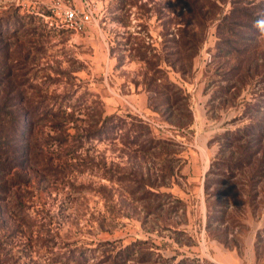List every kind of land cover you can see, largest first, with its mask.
I'll use <instances>...</instances> for the list:
<instances>
[{"label": "rangeland", "instance_id": "obj_1", "mask_svg": "<svg viewBox=\"0 0 264 264\" xmlns=\"http://www.w3.org/2000/svg\"><path fill=\"white\" fill-rule=\"evenodd\" d=\"M55 1L0 0L23 91L70 113L37 125L51 167L2 204L0 264H264V0H88L82 32Z\"/></svg>", "mask_w": 264, "mask_h": 264}, {"label": "trees", "instance_id": "obj_2", "mask_svg": "<svg viewBox=\"0 0 264 264\" xmlns=\"http://www.w3.org/2000/svg\"><path fill=\"white\" fill-rule=\"evenodd\" d=\"M186 6H188L186 4ZM14 25V32L19 28ZM189 32V31H188ZM2 31L0 32V50L4 55L0 58V208L7 201L9 196L21 184L28 183L29 174H36L39 171L50 169L51 157L43 150L42 143L46 137H43L36 128L37 125L44 121H48L50 128L61 127L67 121L66 112L62 109H53L45 104L46 96H40L34 91L33 84L29 83L32 92L25 93L23 87L22 69L27 65L28 55H21L22 45L16 47L15 53L19 56H11L12 51L8 49V45L2 43ZM187 32L180 34L184 39L173 40L175 54L179 55L177 47L184 48L186 52L191 46L192 41L187 37ZM191 35V34H190ZM180 45V46H179ZM28 53V51L26 52ZM192 56H194L192 54ZM183 71V67L181 68ZM179 69V70H180ZM182 89L174 84L169 83L164 86L163 105L164 112L167 113L170 106L176 103L181 97L177 95ZM45 104V105H44ZM167 108V109H166ZM167 110V111H166ZM59 119V121L57 120ZM142 122V121H141ZM143 130L136 134L137 138L142 136ZM144 144L148 149L157 148L162 140H154L149 138ZM46 142V141H45ZM164 142V141H163ZM142 144V147H144ZM24 171V172H23Z\"/></svg>", "mask_w": 264, "mask_h": 264}, {"label": "built area", "instance_id": "obj_3", "mask_svg": "<svg viewBox=\"0 0 264 264\" xmlns=\"http://www.w3.org/2000/svg\"><path fill=\"white\" fill-rule=\"evenodd\" d=\"M52 9L62 19L64 26L74 32L84 31L95 20L96 7L88 0H80L78 5L62 6L56 0Z\"/></svg>", "mask_w": 264, "mask_h": 264}, {"label": "crops", "instance_id": "obj_4", "mask_svg": "<svg viewBox=\"0 0 264 264\" xmlns=\"http://www.w3.org/2000/svg\"><path fill=\"white\" fill-rule=\"evenodd\" d=\"M79 3H80V0H75V2H74L75 5H78Z\"/></svg>", "mask_w": 264, "mask_h": 264}]
</instances>
